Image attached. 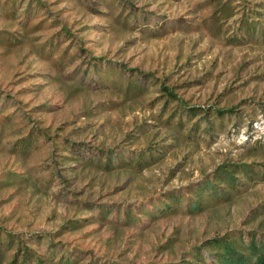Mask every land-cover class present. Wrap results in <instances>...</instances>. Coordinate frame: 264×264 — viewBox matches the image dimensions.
<instances>
[{"label": "rangeland", "instance_id": "1", "mask_svg": "<svg viewBox=\"0 0 264 264\" xmlns=\"http://www.w3.org/2000/svg\"><path fill=\"white\" fill-rule=\"evenodd\" d=\"M235 261L264 264V0H0V264Z\"/></svg>", "mask_w": 264, "mask_h": 264}, {"label": "trees", "instance_id": "2", "mask_svg": "<svg viewBox=\"0 0 264 264\" xmlns=\"http://www.w3.org/2000/svg\"><path fill=\"white\" fill-rule=\"evenodd\" d=\"M224 248H225L224 250H226V251H231V250H233L232 247H231L230 245H226ZM221 256H222V257H221ZM220 257H221L220 260H221V261H224L223 252H222V254L220 255ZM258 262H261L260 259H258ZM233 264H242V262H241V261H235Z\"/></svg>", "mask_w": 264, "mask_h": 264}]
</instances>
